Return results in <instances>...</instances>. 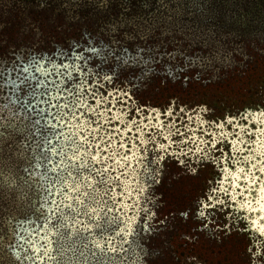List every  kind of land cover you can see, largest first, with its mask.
Listing matches in <instances>:
<instances>
[{
    "label": "rangeland",
    "instance_id": "1",
    "mask_svg": "<svg viewBox=\"0 0 264 264\" xmlns=\"http://www.w3.org/2000/svg\"><path fill=\"white\" fill-rule=\"evenodd\" d=\"M77 1L0 0V62L6 71L11 69L0 81L3 84L0 87L3 96L0 99V264H248L251 255L245 247L242 223L235 221L227 234L214 231L212 224H206L196 200L190 202L194 196L187 190V185L191 184L189 175H183L186 179L182 175L177 178L168 193L169 198L167 193L161 195L165 200L161 212L165 210L163 214L169 215L163 218L165 221L160 216L158 221L150 219L149 212L154 211L156 202L151 198L145 200L146 176L150 168L156 171L159 165L168 162L159 152L154 153L150 139L145 146L147 157L144 159L149 168L143 171L139 168L144 154L137 160L132 159L131 163L121 162L124 152L126 159L133 155L134 147L137 148V145L126 144V138L120 143L124 148L121 155H115L111 138L108 139L110 148L99 138L95 142L89 141V132L97 131V127L87 130L86 119L93 122L97 114L89 113V108L81 106L80 112L65 118L63 127L57 124V130L64 135L59 139L52 137L51 145L58 153L63 149V155L49 154V162H45L41 155L46 151L42 137L47 132L41 134L37 129L43 128L48 119L49 106L33 104V108L32 104L26 105L29 89L21 88L17 81L18 90H14L7 80L16 79L18 73L21 78L27 75L19 69L31 63L33 58L51 69L53 63L58 62L56 58H64L62 54L68 50L65 60L71 62L74 59L81 67L86 64L89 72L102 74L103 80L123 77L133 85L135 94L144 97L141 101L161 106L165 103L162 91L176 89L180 86L178 80L188 81L179 67L191 64L192 60L197 62L199 58L205 63L204 67H194L192 71L209 77L211 83L205 89L208 94L211 96L215 92L212 96L217 100L218 95L228 98L218 103L226 101L228 104L232 98L242 101L247 112L252 113L251 120L256 122L260 111L251 100L257 96L251 87L264 84V61H260L253 71L255 65L243 67L247 75L236 74L235 70L240 68L236 59L242 55L251 58L249 55L264 54L260 52L264 48V3L260 5L263 0H107V7L101 5V0ZM167 5L169 9L165 8ZM111 49H125L119 54L126 57L125 60L122 61L118 54L112 56ZM155 60L160 64L157 65ZM218 73L224 76L218 77ZM32 75L44 78L39 72ZM49 79H57L54 71ZM30 82L33 86L34 82L36 84L35 80ZM161 82L163 89H159ZM190 88L188 93L195 89L193 85ZM159 93L161 101L159 96L153 102L145 101V97L151 99ZM111 99L116 103L117 96L113 94ZM87 104L94 108L93 103L87 101ZM39 108L45 109L43 119ZM51 111L55 112V109ZM101 111L104 117L108 110ZM37 120H40L39 125L35 123ZM118 120L125 121L123 134L131 129L126 125L130 120L128 114ZM76 133H79L75 136L76 143L65 139ZM109 134L112 133H106L107 137L112 136ZM32 136L34 139L26 145L24 141ZM139 136L141 138L143 133ZM77 145H82L79 150ZM260 146L257 144L255 149ZM262 147L264 149V143ZM73 153H76L75 157ZM110 156H114V167H109L113 163L107 162ZM56 165L59 167L55 172L51 171ZM181 169L174 166L172 172L179 175ZM159 172H155L153 181ZM237 173L233 180L235 187L241 180V174ZM57 177L59 182H56ZM193 178L197 179V176ZM225 179L223 177V182ZM109 182L127 188L120 203L138 196L139 200L133 198L131 202L139 211H131L125 201L122 203L124 208H118L117 204L113 208L112 202L103 203L110 200L102 191ZM249 182L248 186L253 180L250 178ZM157 189L165 192L160 184ZM260 194L261 197L258 198L257 193L255 200L248 199L242 205L251 209L253 227L264 232V190ZM145 212L147 222L144 221L143 229L136 228L134 225H142L139 221L141 213L144 215ZM123 236H131L133 242L129 243V249L124 246L116 250V244L121 247L127 240ZM189 237L190 248L182 246ZM106 238L108 243L104 244ZM111 240L116 244L109 243ZM230 243L236 251L234 258L226 257ZM132 244L137 249H131Z\"/></svg>",
    "mask_w": 264,
    "mask_h": 264
},
{
    "label": "trees",
    "instance_id": "2",
    "mask_svg": "<svg viewBox=\"0 0 264 264\" xmlns=\"http://www.w3.org/2000/svg\"><path fill=\"white\" fill-rule=\"evenodd\" d=\"M82 2V0L77 1V3ZM263 3L264 0L260 5H262ZM165 8L169 9L170 7H168L167 5ZM204 11L206 10L204 9ZM150 14H152V16L155 15V13ZM245 16L248 17V15ZM153 19L154 18H152V20ZM144 39L146 38L144 37ZM75 45L77 46L79 44ZM82 48L84 49L85 46ZM193 49L196 48L193 47ZM110 51L112 56L118 54L117 56H120L122 61L125 60L126 57L122 58L121 55H119L122 54V51H125V49H113V51L111 49ZM83 52L85 51L83 50ZM260 52L264 53V48L260 50ZM62 56L66 59V57L68 56V50L65 51ZM245 56L248 55L245 54L242 55L241 58L236 59V63L240 64V68H237L235 70L236 74L247 75V72L242 69L243 67L247 69L255 65L253 67L254 69L251 70L253 71L259 67L260 61H264V54H257V57L249 55L251 56V58H245ZM64 58H56L58 62L53 64H66L64 62L74 65L79 64L78 62L76 63L74 59H72L70 62L68 60H65ZM200 60L201 59L198 58L197 62L195 60H192L191 64L179 67V71L184 70V77H187L188 81L185 82L184 80L182 82L181 80H178L180 86H178L176 89L173 88L167 91H162V96L165 97V103H161V106H159V104L157 106H154L153 104L148 102V100H151V102H153V100L158 96L159 100L161 101V93H159V95L157 96H153V98L151 99H149V97H145V101L148 102L146 104L141 101V99L144 100V97L135 94L133 85H131L130 82L128 83L125 78L123 79V77H120V79H118L113 77L111 81L110 78H108L107 80H103V77H101L102 74L97 75V73L93 71L89 72L86 64H82V67L81 64L76 65L78 66L79 70L77 72H74L73 76L76 78L77 83H79L81 79H83L84 88L87 93V101L94 104V109L95 107L96 109L100 107L95 110V112L89 110V113H97L96 118L93 122L90 119H86L88 122H86V125L88 127L87 130H90L91 127H97L96 132H94L93 130L89 132V141L95 142V140L100 139L102 144L107 146V148H110L111 143L108 141V139L111 138L112 142L114 143L113 148L116 152L115 155H121V153L124 152V148L120 143H122V140L126 138V140L129 142L127 143L126 141V144H129L133 147L137 145V148L135 149L134 147L135 152L133 153V155L126 159H124L123 157V155L125 154L124 152L121 156V159L123 160L121 162L124 164L131 163L132 159L137 160L138 158H140V154H144L142 155L144 158L141 159L142 167L139 168V164L133 161V163L136 164V166L138 165L137 167L139 169L142 168L143 171V169L146 170L147 168H149L148 164H145L144 159L147 157L145 146L149 144L148 139H150V146L155 149L154 153L159 152L161 158L163 156V158L165 159L164 161L168 162V164L164 165V162L161 164V166L158 164L159 167L156 169V171L154 168H150L149 173L146 176L148 177V179L145 180L147 185L145 200L151 198L152 202H156V207L152 208L154 209V211L152 210L149 212V218H153L158 221V218L160 216L161 219L165 221V219L163 218H167L169 215L168 213L163 214L165 210L161 212V209L165 204V200H163L161 195L165 196V194L167 193V197L169 198L168 193L174 186L177 178H179L180 175H189V178H191V184L187 185V190H190L189 193L194 196V198L190 202L196 200V204L201 207L203 211L202 217L204 219V222H206V224H212L211 226H213L214 231L221 230L224 234H227L232 230L230 228L231 224L233 225L235 221L237 222L238 220H240L238 222L242 223V232L246 236V239L244 241L245 247L246 249H248L251 255V259L248 260V264H264V232H261L257 227H253L252 211L250 208H247L245 204L244 206L242 205V202H246L248 201V199L255 200L259 188L264 187V149L262 147V144L264 143V84L260 82L261 84L257 83L254 87H251V89H255V92L257 94L256 98H254V95L251 100H253V105L258 106L256 107V110L260 111L257 121L254 122L253 120H251L252 113L247 112V106L242 105V101L232 98L231 100H228V104H225L228 98H224L223 96L218 95L217 100L214 98V96H212L213 94H215V92L211 93V96L210 94H208L205 89L211 83V81L208 80L209 77H202L199 75V71H192L194 67L199 69L204 67L205 63ZM159 62L160 61L158 60L156 61L157 65L160 64ZM8 73L9 72L5 70L3 79L6 78V75ZM35 73L38 72H35L33 70L32 74ZM218 74V77L220 75L224 76L222 75L223 73ZM137 76L140 77L141 74L138 73ZM28 84H32L33 86V82L29 81ZM28 84L19 83V86L23 89H29ZM192 85L193 87H195V89L188 93ZM163 86L164 83L161 82L159 85V89H163ZM183 86H185V88H183ZM92 92L96 93L95 97L91 95ZM112 93L117 96L116 103L113 99H111V96L113 95ZM53 94L56 95L54 90L52 92V95ZM182 97L184 99L180 101L179 98ZM0 99H3V96H1V88ZM30 99V96L26 98V100ZM97 99H102L99 106L96 105ZM221 99L226 101H224L223 103H218V101H221ZM112 101L114 103H112ZM250 102H247L248 106ZM33 104L35 105V102L32 103V106ZM111 106H113V108ZM101 109L104 111L108 110L105 111L104 117H102ZM77 111L80 112V110ZM127 114L130 117V120L127 121L128 124L126 125L131 126V129L127 130V132L123 134L122 130L126 129L125 121L121 120L120 122L118 120V117L121 119L123 115L127 116ZM142 118L145 119L144 122L142 121ZM249 122H251L250 125H248ZM98 124L102 125V127H98ZM122 124L123 126H121ZM118 125H120V127L116 130L115 127H117ZM132 125L133 127L135 126L134 130ZM43 132H45L43 128H40V133L42 134ZM106 133H112V136L107 137ZM140 133H143V136H141V138L139 136ZM145 133H148L149 135L146 136ZM133 134L136 136H133ZM34 136H36V134H34ZM34 136L30 137V140L26 139L24 143L26 145H29L31 143V140L34 139ZM257 144H260L261 146L258 149H255V146H257ZM114 151L112 154H114ZM125 151L130 152L131 150L126 149ZM141 151L143 153H141ZM113 157L111 156V159H108L107 161L110 164L111 162L113 163L109 167H114ZM88 159L91 161L90 156H88ZM117 164L120 163L117 162ZM174 166L177 169L178 167L182 168L179 175L173 174L174 172H172V168ZM119 167L121 166L119 165ZM164 169L168 171V174L166 171H164ZM207 170L211 171L209 172L210 174L206 172ZM157 171H160V174H157L155 176V181H153L152 177ZM237 172L241 174V177H239V179L241 180L239 182V185L235 187L233 185V180L235 176H237ZM246 175L249 176V179L251 178V180H253V183L250 186H248V184L250 183L249 179H245ZM110 176L111 175H108V177ZM196 176L197 179L193 178ZM223 177L226 178L224 182ZM115 178L116 175H114V179ZM186 178V176H183V179ZM197 180L199 181L197 185L194 186V183ZM159 184L162 186L165 192L157 189V185ZM106 187L103 188L102 191L105 192V195L110 200H102L103 203L112 202V204H110L111 207L115 208V205L117 204L118 208H124L122 203H124L125 201V204L127 203L129 204V206H131V211H139L137 208L134 209L135 207L131 202L133 198H136L135 200H139L138 196L134 195L132 199L130 197L120 203L119 201L122 199V195L127 192V188L119 186L115 184V182H109V185H107ZM142 193L143 192H141L140 195H142ZM130 196H132V194ZM141 214L142 218L139 223L143 222L142 225H134L139 229H143L144 221L147 222L148 219L146 217L147 212H145L144 215L143 213ZM122 238L127 240L124 242V244H121V247L113 240L109 241V243H115L117 245L116 247L119 248H116V250H121V248H123L124 246L130 247L129 243L133 242L132 237L123 236ZM186 239L187 241L184 240L181 245H185L186 247L190 248L188 239L190 241L191 238L189 237ZM104 242V244H107L108 239L106 238ZM132 248L137 249L133 244L131 249ZM226 252V257H235L236 251H233L231 243L228 245V249Z\"/></svg>",
    "mask_w": 264,
    "mask_h": 264
},
{
    "label": "snow or ice",
    "instance_id": "3",
    "mask_svg": "<svg viewBox=\"0 0 264 264\" xmlns=\"http://www.w3.org/2000/svg\"><path fill=\"white\" fill-rule=\"evenodd\" d=\"M101 5L103 7H107V0H101ZM14 63V62H13ZM63 69V70H61ZM33 70L35 72H39L43 79L32 75ZM78 66L74 64H62V65H55L53 64L51 69L45 68L40 62L33 58L31 63L24 64L22 68L19 69L20 73H24L23 78L17 75L16 79H8L7 84L11 85L12 89L18 90L17 81L21 84H28L30 80H35L36 84L33 87L31 84H28L29 92L28 96L31 97L30 100L26 101L27 105H31L33 102L38 106L40 104H47L49 106V110L47 112L48 119L45 120L43 125V130L47 132V135L43 136V142L46 147V151L43 152L42 158L45 162H49V154L55 156L57 154L63 155V149L60 152H57V148L51 145L52 137H56L57 139L60 136L64 135L63 132H59L57 130V124H60L63 127V122L65 118L68 116H74L75 112L81 107H87L92 111H95L91 105L87 104V93L84 88L83 79L79 83H77L76 78L73 76L74 72H77ZM9 73L11 69L8 70ZM53 71L55 72V76L57 79H49L52 75ZM5 73V68L2 62H0V81L3 80ZM3 84L0 83V87ZM53 90L55 91L56 95H52ZM91 95L93 97L96 96L95 92H92ZM44 97H48L47 99H43ZM19 99V98H18ZM55 101V103H53ZM62 101V102H61ZM101 104V100H96V105L99 106ZM55 109V112H52L51 109ZM39 114H41V118L43 119V114L45 113L44 108L38 109ZM56 121V123H53ZM37 125L40 124V120L35 121ZM98 127H102V125L98 124ZM39 132L40 129H37ZM79 135V133L74 134L73 136L65 137V139L69 140L71 143H76L75 136ZM111 135V134H109ZM87 141V138H84ZM82 145H77V150ZM73 156H76V153H73ZM111 159V156L109 157ZM59 167L56 165L51 169V171L55 172V169ZM56 182H59V177L56 178Z\"/></svg>",
    "mask_w": 264,
    "mask_h": 264
},
{
    "label": "water",
    "instance_id": "4",
    "mask_svg": "<svg viewBox=\"0 0 264 264\" xmlns=\"http://www.w3.org/2000/svg\"><path fill=\"white\" fill-rule=\"evenodd\" d=\"M255 115H257V114H255ZM245 178H246V179H249V176H248V175H246V177H245ZM263 190H264V188H262L260 191H261V192H263ZM260 191L258 192V193H259V195H258V198H259V197H261V196H262V194H263V193H262V194H260V193H261Z\"/></svg>",
    "mask_w": 264,
    "mask_h": 264
},
{
    "label": "bare ground",
    "instance_id": "5",
    "mask_svg": "<svg viewBox=\"0 0 264 264\" xmlns=\"http://www.w3.org/2000/svg\"><path fill=\"white\" fill-rule=\"evenodd\" d=\"M264 206V205H263ZM264 210V209H263Z\"/></svg>",
    "mask_w": 264,
    "mask_h": 264
}]
</instances>
